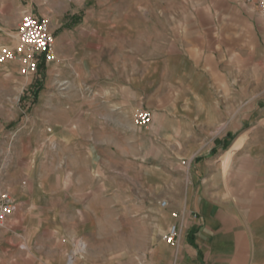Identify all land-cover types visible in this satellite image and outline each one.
<instances>
[{"label": "crops", "instance_id": "obj_1", "mask_svg": "<svg viewBox=\"0 0 264 264\" xmlns=\"http://www.w3.org/2000/svg\"><path fill=\"white\" fill-rule=\"evenodd\" d=\"M181 13L178 24L151 27L145 35L98 18L54 33L55 68L69 70L56 73L55 81L77 100L39 106L44 131L39 128L37 147L31 139L22 143L28 184L7 191L15 209L5 223L12 232L0 235V263L67 264L81 237L85 251L71 264H111L110 252L96 248V241L105 247L111 219L95 215L94 199L101 195L102 208L110 209V130L129 128L132 137H119L134 147L116 142L122 161L186 163L182 196H167L180 217L168 209L137 220L149 248L136 250L129 263L264 264V99H251L241 111L238 104L240 80L247 89L251 82L253 98L252 82L264 83V16L244 0H198ZM140 108L151 111L149 125L133 123ZM45 152L47 173L33 178V163ZM149 171L156 186L179 184L167 166ZM170 223L179 226L176 245L163 239Z\"/></svg>", "mask_w": 264, "mask_h": 264}, {"label": "rangeland", "instance_id": "obj_2", "mask_svg": "<svg viewBox=\"0 0 264 264\" xmlns=\"http://www.w3.org/2000/svg\"><path fill=\"white\" fill-rule=\"evenodd\" d=\"M196 2L198 0H192L188 4H186V0H0V47L12 48L14 46L15 33L21 12L26 9H29L37 17L46 18L53 33L58 32L61 28L70 27L72 24H87L93 18H98L101 21L115 19L117 24H126L130 28L129 30L138 33L143 32L145 35L148 30H151V27L159 28L162 24H178L179 21L184 19L181 13L182 10L186 11V7L189 8L190 3L195 4ZM244 2L247 4L245 0ZM252 5L255 6L258 14L264 16V11L258 5L254 3ZM92 9L95 10L94 17L88 16L91 14L90 10ZM108 10L116 12L114 17L107 16L108 13L105 11ZM121 10L126 12L123 17L118 15ZM160 12L163 15H167V13L170 15L174 12V16H163ZM62 68L65 67L55 68L54 62L41 64L36 73L23 76L19 71V63L12 61L0 63L1 191L6 190L11 193L9 188L16 185L23 186V182H26V185L28 184V178L24 174L23 169L28 168L27 166L29 165L24 160H20V157L24 147L22 143L25 142L26 146L27 139H31L32 148L38 146L35 143L41 142L39 137L42 133L39 128L42 131H44V128L39 123V106L55 104L56 100L67 102L68 104H72L77 100L75 96L66 95V91L69 89L67 84L58 85L55 81V78H57L55 76L56 73L69 72L67 68ZM260 77L263 78L262 76ZM45 80L47 82H44ZM252 83L255 88L254 98L249 94L251 82H248L249 89H247V83L239 81L238 104L240 111L247 108V106H251V99H264L263 81L256 78ZM46 90H49L47 94L44 93ZM55 90L62 92L58 98L53 96V94L51 95ZM143 131L144 133L147 132L144 129ZM144 133H141V135L143 136ZM133 134V130L129 128L126 130H110L114 144L111 145V157L108 164H106L107 168L105 167L106 173L109 172L108 175L110 177V209L102 208L103 198L101 195L95 194L94 199L96 205L95 215L99 218L107 217L111 219L110 226H106L107 229L105 230V232H108V230L110 232V236L106 238L105 247L103 248L102 246L103 241H96L97 249L110 252H108L109 255L106 258L110 260L111 264H130L129 260L135 259L136 250L144 252L149 248V241L139 237V227L141 225H138L137 220H150L151 217L156 216V211L158 210L160 211V217L162 212L168 209H170V214L175 212L180 216L177 209L171 208V201H169L167 196L178 201L182 196V189L186 181V177L180 170L184 169L185 161L182 164L176 160L155 162L150 161L148 158H144L140 162L134 160L122 161L118 154L119 145L116 142H123L124 145L122 146L125 148L134 147L132 144L124 143L119 137L130 138ZM96 136H102V132H96ZM148 147L150 146H145L146 149ZM48 156V159H50L51 152ZM46 158V152L42 153L33 163V168L30 170L33 178H36V174L39 176L40 173H47ZM105 163L107 162L102 160L96 161V164L100 165ZM157 165L159 167L167 166L168 169L171 168L174 179L179 182V184H176L175 189L168 188L166 182L160 183V186L154 185V182L151 181L152 172L149 170L157 167ZM16 178L17 180H15ZM162 200L168 202L167 207L162 208L160 206ZM52 211L51 209H46L44 215H52ZM78 211L80 213L82 210L79 209ZM31 225L28 226V231L32 232L33 228ZM98 227L102 228V226ZM11 232V229L7 228L5 224L0 226V235H6ZM96 233H102V230L96 227ZM78 242L85 243V239L76 238V245ZM4 244L5 242L0 241V249L5 247ZM85 248L83 247L80 252H84Z\"/></svg>", "mask_w": 264, "mask_h": 264}, {"label": "built area", "instance_id": "obj_3", "mask_svg": "<svg viewBox=\"0 0 264 264\" xmlns=\"http://www.w3.org/2000/svg\"><path fill=\"white\" fill-rule=\"evenodd\" d=\"M248 4H255L264 11V0H245ZM54 33L50 29L46 18L37 17L29 10L21 12L20 21L15 33V43L12 48L0 47V63L8 61L19 63V71L23 76L33 75L41 64H48L54 60ZM152 120L151 111L140 108L136 111L133 123L136 126H146ZM160 206L167 207V201L162 200ZM15 209V201L7 191H0V226H3ZM172 218L180 216L173 212ZM179 236V226L170 223L163 238L169 245H176ZM77 249L68 256L67 264L77 253H81V247L85 243L78 242Z\"/></svg>", "mask_w": 264, "mask_h": 264}, {"label": "bare ground", "instance_id": "obj_4", "mask_svg": "<svg viewBox=\"0 0 264 264\" xmlns=\"http://www.w3.org/2000/svg\"><path fill=\"white\" fill-rule=\"evenodd\" d=\"M81 249H83V246L81 247ZM71 263H72V260H70L68 264H71Z\"/></svg>", "mask_w": 264, "mask_h": 264}]
</instances>
